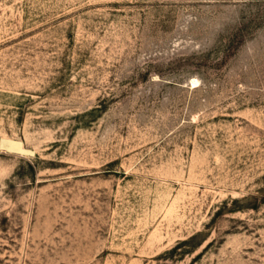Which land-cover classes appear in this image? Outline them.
Here are the masks:
<instances>
[{"label":"rangeland","instance_id":"1","mask_svg":"<svg viewBox=\"0 0 264 264\" xmlns=\"http://www.w3.org/2000/svg\"><path fill=\"white\" fill-rule=\"evenodd\" d=\"M0 264H264V0H0Z\"/></svg>","mask_w":264,"mask_h":264},{"label":"bare ground","instance_id":"2","mask_svg":"<svg viewBox=\"0 0 264 264\" xmlns=\"http://www.w3.org/2000/svg\"><path fill=\"white\" fill-rule=\"evenodd\" d=\"M197 84H198V83L196 82L195 79L191 80L190 83H189V85H190L191 87H194V86H196Z\"/></svg>","mask_w":264,"mask_h":264}]
</instances>
